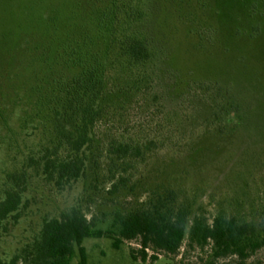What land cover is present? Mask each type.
<instances>
[{
    "label": "rangeland",
    "instance_id": "374dc122",
    "mask_svg": "<svg viewBox=\"0 0 264 264\" xmlns=\"http://www.w3.org/2000/svg\"><path fill=\"white\" fill-rule=\"evenodd\" d=\"M131 2L142 10L141 20L119 27L117 24V34L146 37L153 59L140 68L152 79L146 85L151 108L136 107L123 113L126 129L129 133L143 130L149 121L146 115L162 105L172 121L171 144L136 165L130 171L128 188L115 195L109 194L105 172L97 177L89 173L62 192L41 179H32L17 220L0 230L3 258L31 240L43 220L57 217L71 206L81 207L89 218H109L116 209L136 206L151 187L160 184L178 188L181 199L195 205L193 213L198 207L208 217L220 209L254 217L264 213V0ZM108 3L0 0V185L14 163H19L38 142V130L21 121L26 113L14 105L20 96L22 102L31 97L30 89L53 72L44 61L42 49H33L35 43L49 30L53 33L51 19L57 21V34L65 39L72 35L78 38L81 30L97 36L91 12L95 5ZM98 39L96 47L103 51L105 38ZM229 109L234 114L222 119V113ZM105 135L99 133L104 141ZM96 227L105 230L107 223ZM139 245V240L123 242L115 250L107 238H88L82 244L87 264L209 261L208 248L187 250L184 243L176 256L158 254L152 262V252L148 251V258L142 262ZM78 261L76 254L71 264ZM248 263L264 264V248Z\"/></svg>",
    "mask_w": 264,
    "mask_h": 264
},
{
    "label": "trees",
    "instance_id": "16d2710c",
    "mask_svg": "<svg viewBox=\"0 0 264 264\" xmlns=\"http://www.w3.org/2000/svg\"><path fill=\"white\" fill-rule=\"evenodd\" d=\"M131 1L94 4L91 17L97 36L81 30L78 38L65 39L57 34V21L51 19L53 33L45 32L35 43L33 49H42L53 72L30 89L31 97L25 102L20 96L14 104L26 113L21 121L38 130L39 137L2 180L0 230L17 220L32 179H41L62 192L89 173L97 177L105 172L109 194L115 195L128 188L130 171L136 165L170 146L172 121L162 105L146 115L149 121L143 130L129 133L126 129L123 113L136 107L151 108L146 85L152 79L140 68L153 59L146 37L117 34V24L141 20L142 10ZM99 37L106 41L103 51L96 47ZM231 110L221 118L234 114ZM99 133L106 134V141ZM147 192L136 206L116 209L109 218H89L81 207L71 206L57 217L43 220L38 233L9 258H3L0 247V264H71L76 254L78 264H87L82 244L88 238L110 239L115 250L123 242L139 240L142 262L148 251L152 262L158 254L176 256L185 243L187 250L208 248V264L226 259L231 260L223 264H249L264 248V213L254 217L220 209L208 217L200 207L193 213L195 205L181 199L180 190L173 185H155ZM106 223L105 230L96 227ZM131 257L137 260L134 251Z\"/></svg>",
    "mask_w": 264,
    "mask_h": 264
}]
</instances>
